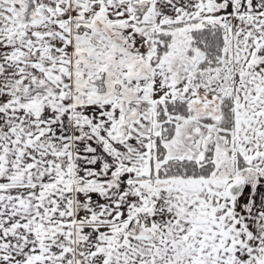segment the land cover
Returning a JSON list of instances; mask_svg holds the SVG:
<instances>
[{
    "label": "snow or ice",
    "instance_id": "snow-or-ice-1",
    "mask_svg": "<svg viewBox=\"0 0 264 264\" xmlns=\"http://www.w3.org/2000/svg\"><path fill=\"white\" fill-rule=\"evenodd\" d=\"M0 264H264V0H0Z\"/></svg>",
    "mask_w": 264,
    "mask_h": 264
}]
</instances>
